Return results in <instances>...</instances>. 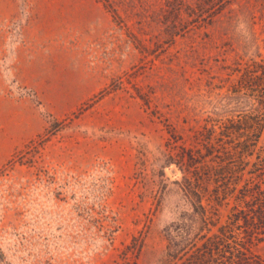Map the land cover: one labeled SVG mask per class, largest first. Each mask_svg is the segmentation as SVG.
Instances as JSON below:
<instances>
[{
    "label": "rangeland",
    "instance_id": "rangeland-1",
    "mask_svg": "<svg viewBox=\"0 0 264 264\" xmlns=\"http://www.w3.org/2000/svg\"><path fill=\"white\" fill-rule=\"evenodd\" d=\"M261 60L264 0H0V264H176L171 157L258 114Z\"/></svg>",
    "mask_w": 264,
    "mask_h": 264
},
{
    "label": "trees",
    "instance_id": "trees-1",
    "mask_svg": "<svg viewBox=\"0 0 264 264\" xmlns=\"http://www.w3.org/2000/svg\"><path fill=\"white\" fill-rule=\"evenodd\" d=\"M240 83L237 92L246 88L257 97L258 114L206 125L199 134L210 144L206 153L183 150L171 157L187 173L182 191L188 209L166 230V255L176 264H264L253 251L264 240V60L247 66ZM208 157L217 159L216 166L199 168ZM220 207L227 210L224 219ZM142 244L132 240L123 264L138 259Z\"/></svg>",
    "mask_w": 264,
    "mask_h": 264
}]
</instances>
